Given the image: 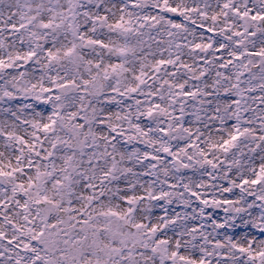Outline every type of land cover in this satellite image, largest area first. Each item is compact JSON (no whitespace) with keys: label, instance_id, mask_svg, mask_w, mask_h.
Listing matches in <instances>:
<instances>
[{"label":"snow or ice","instance_id":"snow-or-ice-1","mask_svg":"<svg viewBox=\"0 0 264 264\" xmlns=\"http://www.w3.org/2000/svg\"><path fill=\"white\" fill-rule=\"evenodd\" d=\"M0 264H264V0H0Z\"/></svg>","mask_w":264,"mask_h":264}]
</instances>
